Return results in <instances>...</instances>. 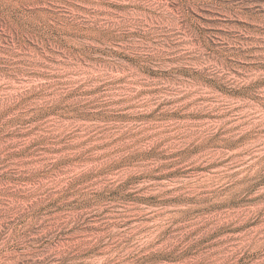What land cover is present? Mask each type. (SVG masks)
Listing matches in <instances>:
<instances>
[{
	"label": "rangeland",
	"instance_id": "obj_1",
	"mask_svg": "<svg viewBox=\"0 0 264 264\" xmlns=\"http://www.w3.org/2000/svg\"><path fill=\"white\" fill-rule=\"evenodd\" d=\"M0 264H264V0H0Z\"/></svg>",
	"mask_w": 264,
	"mask_h": 264
},
{
	"label": "trees",
	"instance_id": "obj_2",
	"mask_svg": "<svg viewBox=\"0 0 264 264\" xmlns=\"http://www.w3.org/2000/svg\"><path fill=\"white\" fill-rule=\"evenodd\" d=\"M19 31H17V36L16 37H20L23 33H26L27 30L25 27H23L22 25L19 26ZM21 38H18V43H21ZM47 138H44L43 140H40L39 142H37L34 146L36 145H40V144H46Z\"/></svg>",
	"mask_w": 264,
	"mask_h": 264
}]
</instances>
